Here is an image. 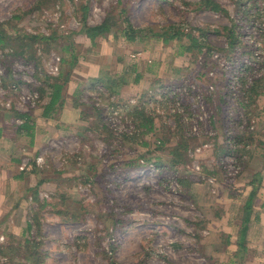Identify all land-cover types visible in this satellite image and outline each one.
Listing matches in <instances>:
<instances>
[{
	"label": "rangeland",
	"instance_id": "obj_1",
	"mask_svg": "<svg viewBox=\"0 0 264 264\" xmlns=\"http://www.w3.org/2000/svg\"><path fill=\"white\" fill-rule=\"evenodd\" d=\"M39 1L0 0V24L10 35L53 33L60 38L49 53L42 44L33 61L20 57L10 67L2 60L8 59L12 49L0 48L4 71L0 111L13 114L10 124L32 128L34 113L44 110L54 79L64 70L70 72V80L56 115L61 119L64 111L74 109L80 123L43 142L36 157L25 154L23 162L36 164L35 158H43V166L34 165L31 173L37 172L36 178L45 184L20 200L22 211L11 214L15 230L13 224L4 226L0 217V237H4L0 264H234L246 204L251 199L254 221L255 213L261 212L255 205L264 203V164L258 156L261 149L247 142L253 139L245 137L240 144L232 138L248 129L255 141L264 142V90L253 110L240 115L242 123L226 124L216 115L215 126L210 125L205 107L188 113L184 99L170 100L165 94L171 91L161 86L179 79L180 69H197L190 80L199 78L205 72L201 66L210 64L204 55L209 48L216 61L214 71L202 77V87L192 83L177 91H224L219 81L230 71L231 61L224 29L239 21L245 26L237 30L241 41L257 43L261 47L258 59H264L258 22L253 24L241 15L251 3L215 0L225 10L216 13L199 9V0H129L135 7L130 11L135 28L154 27L158 32L176 25L206 30V45L195 65L189 56L175 58L176 41L132 43L109 35L93 47L80 34L84 24L102 23L120 0H53L46 8L34 10ZM261 1L259 5L264 6ZM69 44L79 58L71 70L63 64L64 58L71 60L62 50ZM132 66H138L142 74L137 82ZM102 73L109 75L107 86L95 82ZM127 73V85L110 82ZM190 102L193 107L202 103L199 94L193 99L187 96L191 106ZM228 109L231 118L239 112L236 104ZM149 118L156 122L154 130L143 135L138 125ZM226 144L228 154H224ZM177 145L188 149L183 161L174 165L177 159L170 152ZM236 148L245 151L241 159L232 153ZM254 257L248 252L236 262L263 264Z\"/></svg>",
	"mask_w": 264,
	"mask_h": 264
},
{
	"label": "trees",
	"instance_id": "obj_2",
	"mask_svg": "<svg viewBox=\"0 0 264 264\" xmlns=\"http://www.w3.org/2000/svg\"><path fill=\"white\" fill-rule=\"evenodd\" d=\"M53 0H40L38 5H35L33 8L34 10H42L46 8L48 5L51 4ZM241 1V0H240ZM243 1V0H242ZM241 1V2H242ZM247 2L251 3L248 5L245 12L243 11L241 15L245 17V19L252 21L253 24L258 22V38L260 41L264 42V6H260V0H246ZM261 3L264 5V0L261 1ZM196 5L199 9H206L212 12L216 13H222L225 12V10L221 7L219 3H217L215 0H199V2H196ZM117 8L114 9V11H110L107 17L103 20L102 23L97 24L95 26H89L88 24H84L82 30L80 31V34L86 38L87 41H89L90 44L93 45V47L97 46L98 39L101 37H106L109 35H113L117 39L119 37L125 38L126 41L132 42V43H147L149 40L156 39L161 40L163 44L170 45V43L176 41L178 43L177 51L175 53V58H182L189 56L191 59H193V63L196 65L197 58L199 57L200 53L202 52L203 46H205V39L208 32L203 29H191L183 28L181 26L176 25H170L165 28H159L158 32L153 29L154 27H147V28H135L130 21V11L134 9V5L130 4L129 0H120L118 2ZM255 9L254 14L250 13L251 10ZM117 10H120L119 13H117ZM33 14V10L30 12ZM241 17V18H243ZM17 19H20L19 16H17ZM242 21H239L238 23L234 24L231 28H226L225 35L227 37V40L230 43L231 50L228 51V56L231 61H229V72L223 73L222 82L219 81V84L224 88V91H215V92H207V91H201L197 89L196 91L191 90V88L188 89L187 94L182 93V91H177V87L184 86L185 88L192 85V83L196 84L197 87H202V77L206 75L207 72L214 71V66L216 65V61L212 60L211 55V49L208 48V51L205 55L208 62L210 64H203L201 66V70L205 69V72L203 71L200 74L199 78H196L195 80L192 79L190 75L197 72V69L195 71H190L189 69H186L188 72L187 74L185 70L180 69V74L182 75L179 79H172L170 80L167 85L164 83L162 84V90L166 91V88L171 91V94H165L167 97H170V100L175 101L176 98H182L185 102V110H187L188 113L197 112L200 109H204L207 111V113L210 115V125H215L214 118L217 117L216 115L220 116L224 119V122L227 124L228 122L232 123H242V120L240 117L241 114L250 113L253 108L252 105H255L257 100L262 96L264 90V59H258L259 56H257V51L259 50L257 43H246L244 41H241L240 36L238 35L239 32L238 27L241 26L242 30L245 27L242 25ZM197 31L198 35L195 34ZM60 38L52 33L50 36L45 35H33V34H21L18 33L16 36L10 35V33L7 31L6 26L3 24H0V48H11L12 53L7 56L8 59H3V64L6 63L8 67L13 66L14 63L17 61L18 58H24L27 61H33L37 57V48L40 45H45V49L43 47V51L46 53H49L52 49L51 48H57L54 45H59ZM204 41V42H203ZM258 41V39H257ZM66 45V44H65ZM14 46H18L17 49ZM240 46V47H239ZM51 47V48H50ZM16 49V50H14ZM63 52L66 54H70L71 60H63V64H68L70 66V70L76 63L78 62V53L75 51L74 45L69 44L68 46H64L62 48ZM234 56L233 57H231ZM235 59V60H234ZM131 69H133L137 75L134 79L136 82L142 79V74H140V70L138 66H132ZM11 70V68H10ZM131 70V73L133 72ZM130 72V71H129ZM129 73L125 74L124 76H119L120 78L113 80L111 79L110 82L114 83L118 81L121 82L122 86H125L129 83ZM231 75L235 76V78L231 77ZM109 75L108 74H101L98 79L95 81L97 84H104L106 85V80H108ZM114 77V75L112 76ZM70 80V72H64L62 70L59 73V76L54 79V82L52 84V91L50 95V101L48 104L44 105V117L45 118H54L56 114L58 113V110L56 106L58 105V102L63 99V91L67 87ZM162 82V81H160ZM111 83V84H112ZM174 83V84H172ZM214 85H216L214 83ZM112 86V85H110ZM109 87V86H108ZM182 87V88H184ZM217 87V86H216ZM168 93V92H166ZM199 94V97L201 98V104L200 106H191L190 104L186 103L187 96L193 99L194 96H197ZM238 99V100H237ZM236 101V102H235ZM238 101V105H237ZM243 103L239 105L241 102ZM246 101H248L246 103ZM236 104L239 112H236L233 118H231L229 115V109L231 105ZM251 108V109H248ZM245 109H248L247 111ZM193 110V111H192ZM231 113V112H230ZM135 115L139 117L141 113L138 111L135 112ZM128 117H131V114H128ZM151 117V116H149ZM213 122H212V121ZM156 124L154 119H144L143 122H141L138 125V128L142 130V134H148L151 133L154 130V125ZM216 126V125H215ZM212 128H216V127ZM31 127L28 126V124L25 126L20 127V130L26 129L29 130ZM249 130L246 129L245 132H243V135H240L239 133H236V136L234 134L233 139H236V141L240 144H242L247 139H253L251 141H247L251 145H255L256 149H261V153L258 155L264 164V142L255 141L253 138L254 134H251L248 132ZM228 133V131H227ZM226 133V134H227ZM229 135V134H228ZM226 135V141L229 140V136ZM246 142V145H247ZM160 145L164 146L165 143L161 142ZM238 146V145H237ZM187 147L184 146H176L174 149L171 150L170 155L172 158L175 157L174 165L179 163L180 161H183V153L187 150ZM230 147L226 144V148L224 150V154L230 153ZM245 151H242L240 149L234 151L232 153H235L238 156H241ZM251 156H255L253 153H250ZM242 156L240 157V159ZM158 164V163H157ZM245 164V163H244ZM46 180V179H45ZM44 180V181H45ZM43 181V182H44ZM251 199L247 202V206L245 207V215L242 219V227L240 229V236L241 240L244 241L247 231H248V225L251 221L252 217V207H251ZM242 241V242H243ZM229 242V241H228ZM240 243L239 246L245 247V243ZM246 251V250H245Z\"/></svg>",
	"mask_w": 264,
	"mask_h": 264
},
{
	"label": "crops",
	"instance_id": "obj_3",
	"mask_svg": "<svg viewBox=\"0 0 264 264\" xmlns=\"http://www.w3.org/2000/svg\"><path fill=\"white\" fill-rule=\"evenodd\" d=\"M39 113L41 114L39 115ZM12 118V113L0 111V217L3 216L2 222L4 226L11 227V224H13L15 230L16 227H14V224H17L15 220L12 219L15 215L11 217V214L14 212L20 213L22 211L19 208L23 205V201L20 202V200H22L25 195H27V197L33 195L36 190L43 187L45 184L42 183L40 178H36L37 172L31 173L20 170L25 154L36 157L43 147V142L53 137H59V132L62 129L66 126H70L71 128L75 127L80 121L79 115L74 109L64 111L61 119L60 115H56V117L54 116L52 119L45 118L44 110L40 109L34 113V118H36L34 126L25 131L23 129L20 130V128L14 126V124H10L12 123ZM263 206L264 203L259 207L255 205V209L261 210V212L255 213V220L250 221L244 241L241 240V236H239L240 240L239 238L237 239L233 259L235 262L234 264H240V262H236V258L238 256H244L248 254V252H253L255 256L254 260L258 262H260V260L264 261ZM252 208H254V205ZM241 227L242 222L240 229ZM242 241L245 243V247L239 246Z\"/></svg>",
	"mask_w": 264,
	"mask_h": 264
},
{
	"label": "built area",
	"instance_id": "obj_4",
	"mask_svg": "<svg viewBox=\"0 0 264 264\" xmlns=\"http://www.w3.org/2000/svg\"><path fill=\"white\" fill-rule=\"evenodd\" d=\"M258 47L261 48L260 46H258ZM3 72L4 71L0 67V75H3ZM7 107L8 108H11V103L10 102L7 104ZM35 159H36V164L35 163L34 164L29 163L28 161L23 162L22 163V166L20 167V170L21 171H24V172H31V171H33L34 165L41 167V164L43 163V158L38 157V158H35ZM42 166H43V164H42ZM2 240H4V237L3 236L0 237V241H2Z\"/></svg>",
	"mask_w": 264,
	"mask_h": 264
}]
</instances>
